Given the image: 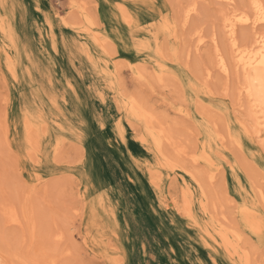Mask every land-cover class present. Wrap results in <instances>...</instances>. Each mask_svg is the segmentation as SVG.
Masks as SVG:
<instances>
[{"label":"rangeland","instance_id":"rangeland-1","mask_svg":"<svg viewBox=\"0 0 264 264\" xmlns=\"http://www.w3.org/2000/svg\"><path fill=\"white\" fill-rule=\"evenodd\" d=\"M251 1L0 0V264H244L219 227L244 230L241 208L264 226V139L225 27ZM243 235L264 264V234Z\"/></svg>","mask_w":264,"mask_h":264},{"label":"bare ground","instance_id":"bare-ground-1","mask_svg":"<svg viewBox=\"0 0 264 264\" xmlns=\"http://www.w3.org/2000/svg\"><path fill=\"white\" fill-rule=\"evenodd\" d=\"M251 2L252 13L239 10L230 12L225 20V27L227 28V33L232 42L234 64L239 69H241L244 74V82L242 83V86L240 85L241 89L239 87L240 92L244 93L248 102L250 103L251 110L253 112V121L255 127L254 131L256 135L259 137L261 136L264 139V31H258V26H264V4L260 0H253ZM194 10H196L195 4H192L186 10L184 24L188 23L187 21ZM238 26H247L253 30H256L255 34L253 32L255 35L253 36V41L244 45H240L237 41L236 34ZM197 39V45L200 47L201 43H204V37L199 35ZM218 57L219 59L217 63L220 69L223 72H228L229 67L226 59H224V56L220 53H218ZM146 118L149 120V122H152L156 117H154L153 114H148ZM158 128L159 140L161 142L166 141L167 145L172 146V130L170 131V135L168 132L169 128L162 126H158ZM192 160L194 163L199 164V162H203L207 165L205 167L208 168L209 171L208 178L212 180L217 177L215 173L217 168L215 167L212 159L206 154H203L202 156L193 155ZM239 211L241 224L245 229L239 231L238 229L230 230L229 228L228 230L226 227H219V235L224 245L227 247V249H229L230 253L238 256L244 264H250L249 259L252 256H250V253L247 249L243 248V242L246 240V237L243 234L247 232L251 235H255L259 239H262L264 234V226L262 225V222L259 220V218H255L254 215L249 212V209L241 208ZM6 215L8 216L9 223L12 222V224L15 223L17 225L20 223V215H18L14 209H12L9 214ZM244 247L248 246L245 245ZM252 261L253 260H251V264Z\"/></svg>","mask_w":264,"mask_h":264}]
</instances>
